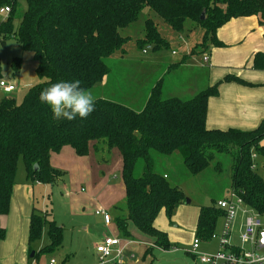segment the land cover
<instances>
[{
  "label": "trees",
  "instance_id": "trees-1",
  "mask_svg": "<svg viewBox=\"0 0 264 264\" xmlns=\"http://www.w3.org/2000/svg\"><path fill=\"white\" fill-rule=\"evenodd\" d=\"M26 8L17 18L18 0H0V8L9 12L0 15V44L13 38L23 50H29L36 61L39 82L30 87L20 103L11 97L0 101V216L7 214L14 184L17 161L21 158L30 181L53 184L60 179V169L51 166V153L69 146L78 156H98L106 162L110 151L117 149L120 177L124 188L126 213L115 219L118 232L128 236V222L138 231L154 239V246L169 248L165 234L154 226V219L163 210L168 218L183 203L184 194L170 184L166 173L155 170L153 154L169 157L180 155L191 175L207 168L216 154L230 158V191L241 198L243 205L257 215L264 214V180L256 171L254 159L264 157V120L251 131L235 128L207 130V100L218 93L222 81L245 82L233 75L183 99L162 95L161 82L150 89L143 107L134 110L124 103L95 98L94 111L84 119H52L47 105L39 102L40 92L49 83L79 79L88 90L101 82L110 71L105 59L121 50L129 39L120 30L134 23L142 10L153 11L171 31L181 33L187 22L202 29L199 42L190 55L212 46H222L216 32L232 18L258 16L264 20V0H24ZM204 11V18L199 19ZM150 17L143 21V38L136 41L141 50L151 45L156 50L168 42ZM14 58L12 67H17ZM255 69H264V52L252 57ZM143 161L141 174L133 176L137 160ZM38 169L34 170L33 165ZM213 168L224 167L220 160ZM226 196V195H225ZM223 196V197H225ZM220 199V197H218ZM217 199L199 205L194 237L210 240L215 224L223 216ZM46 231L48 244L40 252L52 251L61 245V226L50 213L33 206L28 243L37 242ZM5 230L0 226V239Z\"/></svg>",
  "mask_w": 264,
  "mask_h": 264
},
{
  "label": "rangeland",
  "instance_id": "rangeland-1",
  "mask_svg": "<svg viewBox=\"0 0 264 264\" xmlns=\"http://www.w3.org/2000/svg\"><path fill=\"white\" fill-rule=\"evenodd\" d=\"M25 8V1L18 0L15 25ZM148 17L157 23L160 34L165 36L166 39L162 37L168 42L166 47L156 50L150 47L147 50L148 55L161 53L167 57L171 49H176L177 56H179L183 44L195 43L200 38V34L202 35L200 27H195L192 22H187L180 33L183 39V43H181V41L176 40L178 32L171 31L153 11L142 10L134 23L120 30L122 35L129 36L122 49L105 59L110 67L108 84L105 87H99L98 83L87 90L95 98H105L103 95H107L108 91L111 92L115 88V81L124 71L125 77L132 75V64L130 65L128 60L116 64L115 62L118 61L115 58L123 52L125 54L135 51L141 52V47L137 46L135 38L139 37V34L143 35V21ZM165 30L174 32V35L166 36ZM193 56H196L199 60L201 58L199 53ZM16 57L19 58V64L15 68L12 67V61ZM120 66L123 67L121 73H118L117 67ZM149 72L152 73V71ZM183 72L187 73L188 71ZM145 74L148 75V73ZM173 75V73H164V87L167 84L171 87L172 81H176L177 77ZM0 79L15 84V90L12 92H6L0 88V101L5 97H11L17 103L22 101L30 87L39 82L36 61L32 53L29 50L21 49L13 38H8L5 45L0 44ZM120 84H117V89L122 88V84ZM261 144L264 145V139H262ZM65 148L69 150L68 146H65ZM54 156L57 164L55 167L60 169L62 175L59 180L51 185L40 184L34 186V207L38 211L50 213L51 219L61 226V245L53 251V258L61 264L64 258L71 259L67 263H74L75 259H79L86 243L95 240V238L98 239L100 235L102 236L101 239L103 237L119 239V246L123 247L125 252L124 264H197L196 257L191 254V243L194 237L193 226L189 223L190 208L196 205H208L211 203V199L223 197L230 192V158L226 155L216 154L207 168L196 175H191L179 154L174 153L169 157L153 154L155 170L167 174L169 183L182 190L184 200L183 203L175 207L170 218L161 210L154 219V226L167 237L169 248L162 249L159 247V249L158 247L146 246L148 248L146 249L144 245L138 242L152 244L154 243L153 238L138 231L132 222H128L127 230L130 232L128 236L121 235L115 225V219L126 213L124 190L120 177V155L117 149L110 151L106 163L98 161V156L94 154L78 156L72 153L67 154L64 150H61ZM215 160H220L223 163L224 167H221V170L213 168L212 165ZM142 164L141 159L137 160L133 168V176L137 177L141 174ZM254 164L256 171L264 180V157L256 156ZM24 175L23 162L19 157L15 181L21 182ZM186 200H189V203L185 204ZM96 210L107 213L111 223L106 226L102 220V215L97 216L94 214ZM249 212L255 214L251 210ZM241 215L243 216V213ZM258 217L264 226V214L258 215ZM221 227L222 217H219L214 228L215 235L221 232ZM130 239L137 241V243L128 244L127 241ZM46 241L48 243V237ZM152 245L154 246V244ZM217 247L218 240L216 238L210 240L200 239L197 254L212 253ZM73 252L76 253V257ZM127 252L133 254L130 261L126 258Z\"/></svg>",
  "mask_w": 264,
  "mask_h": 264
},
{
  "label": "crops",
  "instance_id": "crops-1",
  "mask_svg": "<svg viewBox=\"0 0 264 264\" xmlns=\"http://www.w3.org/2000/svg\"><path fill=\"white\" fill-rule=\"evenodd\" d=\"M259 20L258 16L230 19L219 27L216 32L218 40L223 45L212 46L208 50L199 53L201 55L200 60L193 56L196 53L190 55V52L201 39V34L195 43L183 44L179 56H177L176 49H171L176 53L172 54L170 51L167 57L161 53L148 55L147 51L142 52V50L141 52L135 51L129 54L119 53L115 58L118 62L115 63L119 64L128 60L133 67L131 70L132 75L125 77V71L121 73L123 66L117 67L118 73H121V75L115 81V88L103 96L105 99L124 103L134 110H140L149 96L151 87L157 81L161 82L163 96H176L186 99L205 87L221 81L225 75L229 74L240 78L245 83L235 81H222L219 83L217 95L211 96L207 100L205 127L207 130L222 131L228 128L242 131L254 130L264 120V69H255L252 66L253 55L257 52H264V20ZM165 32L166 36L174 35V32H170V30H165ZM140 35L135 38V42L143 38V35ZM163 37L166 39L165 36ZM176 40L183 43L180 33H177ZM203 56H207V61H203ZM149 71H152V73ZM183 71L188 72L184 73ZM145 73H148V75ZM164 73H173V76L177 77L176 81L174 80L170 84L171 87L168 84L164 87ZM108 82L109 73L99 82V87H105ZM118 83L123 85L120 84L121 89L116 88ZM68 149L64 146L61 150H64L67 154L72 153L75 155L70 147ZM55 154L57 153H51L49 160L53 167L57 165ZM89 155H93V152H90ZM40 184L43 183L30 181L26 173L21 182L14 179L9 210L6 215L0 216V226L5 230L4 237L0 239V264H49L51 260H53V264H61L53 258L54 250L40 252V249L48 244L45 230H43L41 238L32 244V250L29 248L28 226L34 206V186ZM187 203L189 201L185 202V204ZM198 206L190 208L189 212V223L193 226V237ZM244 209H246V206ZM241 213H243V216ZM95 215L101 216L100 214ZM245 215L246 213L242 209L239 210L233 226L234 241H236V235L243 224ZM110 223L111 221L104 224L107 226ZM101 237L100 235L98 239L95 238V240L86 243L79 259H75L74 263H67L71 259L64 258L62 264H95L97 256L94 252V246L101 240ZM152 244L145 242L142 245L157 248ZM147 247L146 249H148ZM30 252H33L32 257H30ZM73 253L76 257V253ZM126 254L127 260L130 261L133 258L132 252Z\"/></svg>",
  "mask_w": 264,
  "mask_h": 264
},
{
  "label": "built area",
  "instance_id": "built-area-1",
  "mask_svg": "<svg viewBox=\"0 0 264 264\" xmlns=\"http://www.w3.org/2000/svg\"><path fill=\"white\" fill-rule=\"evenodd\" d=\"M8 12V7L0 8L1 16H6ZM150 47L151 45H147L142 52H146ZM171 53L176 52L172 50ZM203 61H207V56H203ZM0 88L6 92H12L15 90V84L0 79ZM216 206L224 213L221 232L211 236L218 240V247L212 253L197 254L199 239L194 237L191 243V254L196 257L197 264H264V226L258 215L250 214V209L247 207L244 209L241 198L231 191L224 198L217 199ZM241 209L246 215L234 241L233 226ZM95 214L102 215L105 224L111 221L108 214L102 210H96ZM134 242L136 241H127L128 244ZM94 252L97 256L95 264H124L125 252L123 247L119 246L118 238L103 237L95 244ZM49 264H53V260Z\"/></svg>",
  "mask_w": 264,
  "mask_h": 264
},
{
  "label": "clouds",
  "instance_id": "clouds-1",
  "mask_svg": "<svg viewBox=\"0 0 264 264\" xmlns=\"http://www.w3.org/2000/svg\"><path fill=\"white\" fill-rule=\"evenodd\" d=\"M80 85L75 78L51 82L40 92L39 102L48 106L53 120L87 118L95 109V97Z\"/></svg>",
  "mask_w": 264,
  "mask_h": 264
},
{
  "label": "water",
  "instance_id": "water-1",
  "mask_svg": "<svg viewBox=\"0 0 264 264\" xmlns=\"http://www.w3.org/2000/svg\"><path fill=\"white\" fill-rule=\"evenodd\" d=\"M203 18H204V11H202L201 14H200V16H199V19H200V20H202ZM33 169H34V170H37V169H38L37 164H34V165H33ZM188 201H189V200H186V202H188ZM32 256H33V252H30V257H32Z\"/></svg>",
  "mask_w": 264,
  "mask_h": 264
}]
</instances>
